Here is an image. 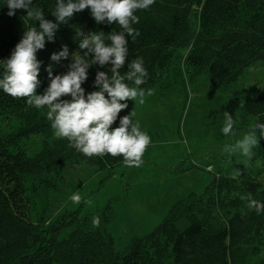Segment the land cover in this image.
Listing matches in <instances>:
<instances>
[{
    "label": "trees",
    "instance_id": "16d2710c",
    "mask_svg": "<svg viewBox=\"0 0 264 264\" xmlns=\"http://www.w3.org/2000/svg\"><path fill=\"white\" fill-rule=\"evenodd\" d=\"M33 3L44 10L46 19L56 22L55 0ZM8 11L5 0H0V60L10 57L32 24L23 19V9L12 16ZM136 14L140 22L134 27L140 35L134 42L129 37L128 61L143 57L148 77L141 87L146 95L149 89L151 94L156 89L169 93L177 83L187 95V83L207 75L213 87L230 91L226 106L239 105L238 129L247 128L250 118L253 126L264 122V0H156ZM112 30L120 29L96 23L89 9L59 23L53 40L45 38L44 48L36 53L41 62L37 93L43 94L49 84L47 65H53V75L67 72L71 55L55 62L51 54L64 45L70 54L79 51L78 31ZM126 70L127 64L121 72ZM97 71L110 74V65L89 68L82 85L86 94L98 90ZM243 77L250 83L242 89L244 95L237 91ZM46 111L0 89V264H264V213L257 215L239 198L251 193L264 203V138L253 149L247 170L234 176L213 175L203 193L190 192L178 199L151 231L132 235L116 249L108 225L116 217L118 197L94 213H82L81 207L62 210L55 217L47 212L49 196L65 184L67 168L86 165L106 172V178L124 164V158L85 156L67 139L55 136ZM128 114L126 108L119 115ZM118 125L119 117L113 127ZM33 134L40 136V144L28 155ZM96 216L98 228L92 225Z\"/></svg>",
    "mask_w": 264,
    "mask_h": 264
},
{
    "label": "clouds",
    "instance_id": "9594fccd",
    "mask_svg": "<svg viewBox=\"0 0 264 264\" xmlns=\"http://www.w3.org/2000/svg\"><path fill=\"white\" fill-rule=\"evenodd\" d=\"M156 0H55L52 15L56 22L46 19L44 10L34 5L33 0H5L8 15L23 9V19L31 21L19 42L6 60H0L3 72L0 73V89L16 99H25L27 105L36 109H46V119L50 121L57 138L67 139L71 147L87 157L122 156L128 167H140L144 153L151 143L150 136L141 130L140 123L133 121V113L120 116L128 107V101L144 103L146 89L141 87L147 81L148 72L143 57L128 61L129 37L134 42L140 32L134 25L140 22L136 14L150 8ZM89 9L96 23L107 22L118 25L119 31L112 30L84 33L78 31L79 51L69 53L67 45L59 52L51 54V60L59 62L69 58L68 70L64 74L53 75V65L46 66L49 84L43 94H38L40 64L36 53L45 46V38L51 41L59 23H66L74 13ZM36 21L39 22L38 26ZM80 50H83L81 53ZM91 54V55H90ZM127 64V70L121 69ZM110 65V74L97 71L94 85L98 90L85 93L82 85L87 80L90 67ZM105 93L107 95H105ZM151 95V90H147ZM69 96L71 99H63ZM224 124L221 129L225 136L234 133L236 121L228 111H224ZM119 117V125L113 127ZM264 138V122H257L234 146H226L229 155L239 151L251 158L253 149ZM247 202V208L257 215L264 213V203L254 199L251 193L239 197ZM79 194H73L75 204L81 202ZM93 227H99L100 218L92 219Z\"/></svg>",
    "mask_w": 264,
    "mask_h": 264
},
{
    "label": "rangeland",
    "instance_id": "374dc122",
    "mask_svg": "<svg viewBox=\"0 0 264 264\" xmlns=\"http://www.w3.org/2000/svg\"><path fill=\"white\" fill-rule=\"evenodd\" d=\"M248 84L245 77L237 81V91ZM239 93L238 96H243ZM230 91L213 87L207 75L187 83V95L177 83L169 93L145 95L144 103L129 100L127 111L138 121L151 143L140 167L121 164L109 177L82 165L64 171L65 184L49 196L48 215L55 217L65 209L81 207L82 213H94L112 197L116 217L108 225L114 247L123 248L132 235L151 231L167 214L170 206L190 192L203 193L213 175L234 176L248 168L249 158L239 151L229 155L226 146L235 143L253 127L250 118L247 128L240 130L239 105L226 106ZM236 95H232L234 97ZM236 121L234 135L225 136L221 129L224 111ZM32 154L38 149L40 136L30 137ZM211 170H206L207 167ZM73 194L81 202L71 200ZM264 251V248H263Z\"/></svg>",
    "mask_w": 264,
    "mask_h": 264
},
{
    "label": "built area",
    "instance_id": "2783aa9c",
    "mask_svg": "<svg viewBox=\"0 0 264 264\" xmlns=\"http://www.w3.org/2000/svg\"><path fill=\"white\" fill-rule=\"evenodd\" d=\"M206 169H207V170H210V169H211V167L209 166V167H207Z\"/></svg>",
    "mask_w": 264,
    "mask_h": 264
},
{
    "label": "crops",
    "instance_id": "0c3cea01",
    "mask_svg": "<svg viewBox=\"0 0 264 264\" xmlns=\"http://www.w3.org/2000/svg\"><path fill=\"white\" fill-rule=\"evenodd\" d=\"M211 170V169H210Z\"/></svg>",
    "mask_w": 264,
    "mask_h": 264
}]
</instances>
